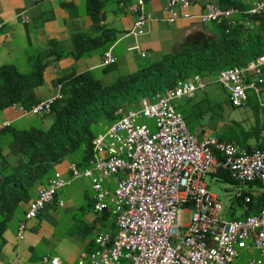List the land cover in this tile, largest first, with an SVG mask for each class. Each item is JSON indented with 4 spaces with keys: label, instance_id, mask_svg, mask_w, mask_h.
<instances>
[{
    "label": "built area",
    "instance_id": "2783aa9c",
    "mask_svg": "<svg viewBox=\"0 0 264 264\" xmlns=\"http://www.w3.org/2000/svg\"><path fill=\"white\" fill-rule=\"evenodd\" d=\"M118 4L135 14L130 32L144 34L143 26L153 18L143 11V0ZM189 6L190 0H166L163 9L169 15L164 20L193 17L187 12ZM176 8L182 11L179 15ZM263 10L264 0H260L247 13L258 14ZM233 11L204 2L195 16L202 22L220 24ZM102 59L104 64L112 62L109 49L103 52ZM262 67L264 55L260 54L243 67L217 71V82L225 89L231 106L244 105L249 91L264 115V99L259 97ZM203 86L201 78L193 75L176 80L163 91L139 97L134 109L118 107L114 113L117 117L92 137L88 167L78 169L74 162H68V180L96 172L97 178L91 185L94 192L91 208L97 213L109 206L116 227L113 233L94 232V249L81 252L78 264L83 261L118 264L122 260L129 264H231L237 259L238 249L249 247L257 253L243 264H264V198L255 213L225 219L221 217L220 203L202 180L205 174L222 169L236 182H257L264 191V120L258 132L260 146L239 145L210 135L197 139L175 110L174 101L193 97ZM59 87L57 84L52 97L38 100L27 109L11 106L22 114L46 115L51 103L61 97ZM139 117L152 118L153 128L136 123ZM6 125L3 122L0 128ZM108 177L115 182L111 191L100 184L102 178ZM66 182L54 172L28 200L25 218H35L52 201L61 205L62 200L56 198L55 192ZM261 192L237 190L232 199H240L244 212L245 203L260 197ZM183 213H187L185 222ZM24 228L25 223L20 221L16 230L18 239L22 238ZM41 260L59 264L58 257L43 256Z\"/></svg>",
    "mask_w": 264,
    "mask_h": 264
},
{
    "label": "crops",
    "instance_id": "0c3cea01",
    "mask_svg": "<svg viewBox=\"0 0 264 264\" xmlns=\"http://www.w3.org/2000/svg\"><path fill=\"white\" fill-rule=\"evenodd\" d=\"M165 1L143 0V10L149 12L153 20L143 26L146 33L133 35L129 30L135 14L111 0H0V67L11 68L24 75H34L38 71L40 83L33 89L34 99L38 101L55 94L59 79L63 82L74 74L89 70L102 85H106L117 73L133 72L143 66L139 57L145 58L146 52L156 60L165 53L215 38L219 24L214 21L202 22L195 16L204 2L234 9L222 19L225 25L245 23L253 29L258 26V20H252L251 15L264 13V10L258 14L247 13L260 0H231L233 4L229 6L220 5L218 0H190L187 12L193 17L166 22L164 18L169 12L163 9ZM122 2L130 3L132 0ZM175 12L179 15L182 11L176 8ZM106 30L109 32L103 33ZM213 30H216L215 33ZM113 35L115 39L110 44L105 42L106 37ZM79 36L100 40L82 48L83 42ZM101 43L105 50H110L113 63L103 64L102 53L105 50L99 47ZM81 51L82 55L74 56ZM106 66L112 67L107 69ZM13 108L11 105L0 108V125L7 122L6 126L28 128L29 119L26 116L31 113L22 114ZM201 133L210 135L205 131ZM5 152L7 148L2 149V153ZM68 162L70 160L63 159L55 164L50 176L58 172L67 180L55 192L62 204L52 201L43 206L35 218L26 219L28 201L21 203V210L7 223L2 233L0 264H49L41 260L43 256L58 257L59 264H78L81 252L94 249V232H115L109 206L97 213L91 208L94 194L91 185L97 178L96 172L93 171L88 177L68 180ZM76 166L83 169L88 164L86 161L84 165ZM45 184L36 185L31 198ZM100 184L108 191L115 186L110 177L102 178ZM239 211V215L234 216V209L229 206L226 212L241 218L245 214L242 204ZM20 221L25 223V228L22 238L18 239L16 230ZM256 253L251 247L238 249L237 259L255 256ZM80 264L89 263L83 261ZM118 264L129 262L122 260ZM231 264L239 263L234 260Z\"/></svg>",
    "mask_w": 264,
    "mask_h": 264
},
{
    "label": "trees",
    "instance_id": "16d2710c",
    "mask_svg": "<svg viewBox=\"0 0 264 264\" xmlns=\"http://www.w3.org/2000/svg\"><path fill=\"white\" fill-rule=\"evenodd\" d=\"M120 1L126 0H111L115 5ZM218 3L222 6L233 4L231 0H218ZM251 16L252 20H258L256 28L251 29L245 23L230 25L221 23L218 25L215 38L202 44L185 46L165 53L133 72L117 73L106 85H102L89 70L74 74L63 82L59 79L61 97L51 103L50 110L46 114L51 120L47 127H2L0 129V240L7 223L21 210V203L31 199L36 185L47 182L55 164L63 159H68L78 166L86 163L91 155V139L96 134L89 129L90 123H100L102 127L109 125L117 117L114 114L115 110L129 104L131 100H136V94L141 91L142 95L148 93L150 95L154 91H161L171 86L178 79H187L189 74L201 76L205 73H215L221 67L236 66L234 64L242 60L247 62L260 54L264 55V38H261L264 34V13ZM105 32L109 30L103 33ZM106 38L108 39L105 42L110 44L115 36ZM79 40L83 42L82 48H84L100 39L95 37L85 39L79 36ZM99 47L105 50L102 43ZM82 53L81 51L74 56H80ZM109 67L105 68L110 69L112 66ZM35 73L24 75L11 68L0 67V108L14 103L27 109L35 103L37 100L34 99L33 89L40 83L39 72L35 71ZM259 76L262 78L261 92L264 93V67L260 68ZM193 97L180 98L184 99L181 101L184 102L182 105L189 103ZM211 106L213 105L203 98L193 101L187 107L180 106L179 114L187 129H191V122L199 120ZM257 110L255 106L252 111L256 114ZM237 127L243 141L253 138L254 144L261 145L256 118L247 130L240 125ZM218 140L230 142L231 138H218ZM4 148H7V152L2 153ZM75 153H78V157L73 156ZM215 175L221 180L237 183L225 170L221 169ZM248 185L258 184L252 182ZM263 198L264 191L261 192L260 197L245 203L247 209L245 214L255 213ZM231 202L242 204L240 199H232Z\"/></svg>",
    "mask_w": 264,
    "mask_h": 264
},
{
    "label": "rangeland",
    "instance_id": "374dc122",
    "mask_svg": "<svg viewBox=\"0 0 264 264\" xmlns=\"http://www.w3.org/2000/svg\"><path fill=\"white\" fill-rule=\"evenodd\" d=\"M217 29V28H215ZM216 30H213L215 33ZM261 38H264V34L261 35ZM143 64L149 63L153 61L152 58L149 57V53L146 52L145 58L139 57ZM244 60L238 62L237 64H234L239 67H243L246 62H243ZM222 68V67H221ZM220 68V69H221ZM218 71V70H217ZM217 71L215 73H205L201 75V80L204 84L202 89H198L194 93V97L189 100V103H186L182 105L184 102V99H180L177 101H174V104L176 105L175 110L179 113L180 106H189L193 101L199 100V99H206L208 103H211L210 110L207 111L202 117L199 118L197 121L191 122V129H189L190 133L196 136L197 139L203 138V135L201 133V130L205 131L207 134L209 133L210 136L218 137V138H231L232 143L236 144H254L255 140L253 138H247L245 141H243L241 134L239 133V127L242 126L244 130L249 129V127L254 123V120L256 118L259 128L262 125V122L264 120V115L259 106L256 103L255 96L247 91V102L239 107L231 106L227 99V93L225 89L221 86L220 83L217 82ZM115 74V73H113ZM191 78V75L187 76V79ZM250 78H254L250 76ZM162 88V87H161ZM160 88V89H161ZM163 91V90H162ZM141 93L136 94V100H131L129 104L125 105V110L127 109H134L135 106H137V101L139 97L142 95ZM146 95H149L146 94ZM259 97L261 99H264V93L260 92ZM179 105V106H178ZM255 106H257L258 110L256 114L252 111ZM183 108V107H181ZM29 119V123L27 127H40L45 128L50 123V116L45 115L42 117H38L32 114H28L26 116ZM136 123L138 124H145L148 128H153V119L152 118H145V117H139L136 119ZM238 123V124H234ZM226 125V126H225ZM102 128V125L100 123H90L89 129L92 130L93 133L100 132ZM81 146V145H80ZM80 147H78L77 150H79ZM73 156L78 157V153H75ZM204 184L206 185V189L214 194L217 201L220 203L222 207L221 217L225 219H230L233 217L232 215L228 214L227 208L231 206V208L234 209V216H238L239 206L235 202H231L232 196L234 195L235 191L237 190H252V191H263V188L259 185H248L247 183H230L224 180H221L218 178L215 174H205L202 178ZM232 204V205H231ZM187 218V213L182 214L183 222H185ZM256 255V254H255ZM254 256V255H253ZM248 256H241L238 259H235L237 263L243 264L244 261L247 259ZM250 257H252L250 255Z\"/></svg>",
    "mask_w": 264,
    "mask_h": 264
},
{
    "label": "clouds",
    "instance_id": "9594fccd",
    "mask_svg": "<svg viewBox=\"0 0 264 264\" xmlns=\"http://www.w3.org/2000/svg\"><path fill=\"white\" fill-rule=\"evenodd\" d=\"M118 6H119V4H118ZM120 7V6H119ZM125 10V9H124ZM127 11V10H126ZM144 11V10H143ZM129 12V11H128ZM144 12H146V11H144ZM133 13V12H132ZM153 18V17H152ZM152 21V20H151ZM143 30L145 31L144 33H146L147 32V30L146 29H144L143 28ZM129 33H131L130 32V30H129ZM139 35H142V34H139ZM110 51V50H109ZM103 54V53H102ZM102 61H103V59H102ZM114 61L112 60V62H110V63H107V64H111V63H113ZM104 64V63H103ZM107 64H105V65H107ZM227 68V67H226ZM192 77V76H191ZM200 77V76H199ZM201 78V77H200ZM189 79V78H188ZM162 91V90H161ZM155 92V91H154ZM143 96V95H142ZM141 97V96H140ZM135 107H137V106H135ZM122 108H124V106H122ZM125 109V108H124ZM116 111V110H115ZM115 113V112H114ZM70 162H72V161H70Z\"/></svg>",
    "mask_w": 264,
    "mask_h": 264
}]
</instances>
